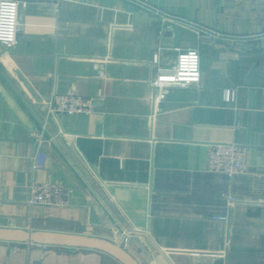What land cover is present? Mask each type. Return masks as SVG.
<instances>
[{"label":"crops","instance_id":"obj_1","mask_svg":"<svg viewBox=\"0 0 264 264\" xmlns=\"http://www.w3.org/2000/svg\"><path fill=\"white\" fill-rule=\"evenodd\" d=\"M18 1L16 43L0 44V234L102 238L132 264H264V0ZM175 47L199 50L200 82L154 94L152 56L170 65ZM71 91L92 109L47 118ZM213 143L241 145L243 172H209ZM47 181L65 206L28 204ZM35 243L0 238V264H125Z\"/></svg>","mask_w":264,"mask_h":264},{"label":"built area","instance_id":"obj_2","mask_svg":"<svg viewBox=\"0 0 264 264\" xmlns=\"http://www.w3.org/2000/svg\"><path fill=\"white\" fill-rule=\"evenodd\" d=\"M18 0H0V44L11 47L16 43L17 32L21 28L19 20ZM167 23V29L170 31ZM191 25V24H189ZM175 52L174 62L163 65L161 55L156 52L151 59L152 72L149 78V87L155 94L160 90L179 87H195L200 82V53L195 47L173 48ZM233 93L226 90L224 98L226 101L232 99ZM92 100L82 97L71 91L68 93H54L47 118L56 119L60 114H83L92 109ZM38 143L42 136H38ZM43 153L37 150L32 168L39 169L43 166ZM245 169L244 148L237 143H213L208 147L207 170L212 173L223 174L227 177L239 175ZM28 204L31 206H65L68 203L67 189L56 182H33L29 186ZM234 200V198H231ZM215 219L226 220L224 215H216ZM128 234L122 232L120 241L125 244ZM35 245V242L28 241ZM44 249L47 245L42 246Z\"/></svg>","mask_w":264,"mask_h":264},{"label":"water","instance_id":"obj_3","mask_svg":"<svg viewBox=\"0 0 264 264\" xmlns=\"http://www.w3.org/2000/svg\"><path fill=\"white\" fill-rule=\"evenodd\" d=\"M48 237H58L62 239L71 240L76 242L78 245L92 246L100 250L108 252L115 257H117L121 262L125 264H132L128 257L123 253V251L118 247L112 244L111 242L104 240L102 238L83 236L77 234H64V233H51V232H18L16 235L4 236L0 234V238H9V239H18V240H27L36 242L43 238Z\"/></svg>","mask_w":264,"mask_h":264}]
</instances>
